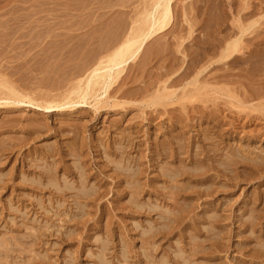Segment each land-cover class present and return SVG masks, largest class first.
<instances>
[{
  "label": "rangeland",
  "instance_id": "rangeland-1",
  "mask_svg": "<svg viewBox=\"0 0 264 264\" xmlns=\"http://www.w3.org/2000/svg\"><path fill=\"white\" fill-rule=\"evenodd\" d=\"M150 3L0 0V264H264V0H174L74 94Z\"/></svg>",
  "mask_w": 264,
  "mask_h": 264
},
{
  "label": "bare ground",
  "instance_id": "bare-ground-1",
  "mask_svg": "<svg viewBox=\"0 0 264 264\" xmlns=\"http://www.w3.org/2000/svg\"><path fill=\"white\" fill-rule=\"evenodd\" d=\"M173 1L174 0H151L150 5L146 7L143 13L140 15V19L134 22L133 28L129 32L128 36L121 42V44L110 55L101 59L95 66H93L94 68H92L90 72L86 71L87 73L89 72L86 77L84 75L85 73L83 74L85 80L84 82L81 80L80 85L83 82L84 87H79L78 90L74 92V94L85 100L92 94L95 88H99V91L101 92L100 94L102 95L101 97L105 96L108 91H110V88L114 82H116L118 77L121 76L120 74L124 71L126 65L130 61L135 60L147 41L157 34L162 33L166 28H168L170 24H173L171 23L174 14L172 10ZM251 5H253V3H251ZM252 10L253 9H251V11ZM245 32V30H242L236 41L226 45L223 58L233 60L237 59L236 54H241L243 51V48L241 47V40ZM9 90L10 96H8L6 99H8L9 102L12 99H14V102H17L15 100H19V96L14 91H12V89ZM74 94L71 95L73 96ZM97 99L98 98H96V100ZM96 100L94 101L95 103Z\"/></svg>",
  "mask_w": 264,
  "mask_h": 264
}]
</instances>
